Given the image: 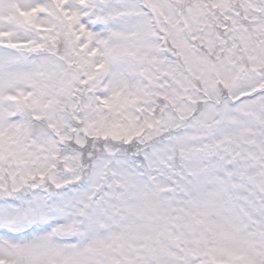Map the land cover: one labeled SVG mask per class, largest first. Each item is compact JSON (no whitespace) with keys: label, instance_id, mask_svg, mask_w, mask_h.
<instances>
[{"label":"snow or ice","instance_id":"6c2138e0","mask_svg":"<svg viewBox=\"0 0 264 264\" xmlns=\"http://www.w3.org/2000/svg\"><path fill=\"white\" fill-rule=\"evenodd\" d=\"M0 264H264V0H0Z\"/></svg>","mask_w":264,"mask_h":264}]
</instances>
